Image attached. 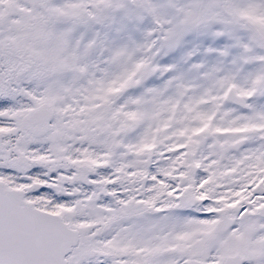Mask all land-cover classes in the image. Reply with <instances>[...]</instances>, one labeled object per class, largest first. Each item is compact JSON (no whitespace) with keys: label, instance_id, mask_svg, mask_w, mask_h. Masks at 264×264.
<instances>
[{"label":"snow or ice","instance_id":"obj_1","mask_svg":"<svg viewBox=\"0 0 264 264\" xmlns=\"http://www.w3.org/2000/svg\"><path fill=\"white\" fill-rule=\"evenodd\" d=\"M0 264H264V0H0Z\"/></svg>","mask_w":264,"mask_h":264}]
</instances>
